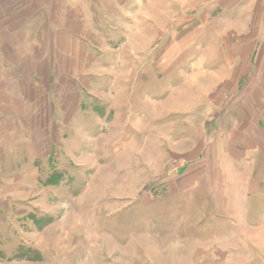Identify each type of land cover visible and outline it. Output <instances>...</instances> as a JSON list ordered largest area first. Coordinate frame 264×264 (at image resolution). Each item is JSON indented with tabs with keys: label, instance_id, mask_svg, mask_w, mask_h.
I'll use <instances>...</instances> for the list:
<instances>
[{
	"label": "crops",
	"instance_id": "1",
	"mask_svg": "<svg viewBox=\"0 0 264 264\" xmlns=\"http://www.w3.org/2000/svg\"><path fill=\"white\" fill-rule=\"evenodd\" d=\"M141 2L0 0V222L7 220L5 189L10 183L21 185L17 175L29 182L24 175L39 174L53 154L62 157L69 133L76 134L80 126L83 133L89 123L118 126L126 117L136 118L132 102L93 103L86 98L100 94L104 63L115 52L112 45ZM214 2V13L232 16H226L218 38L198 60L201 81L173 89L166 102L137 116L144 126L157 127L162 160L165 142L173 140L177 147L171 178L158 180L163 184L169 178L162 185L165 194L146 193L141 201L148 207L201 186L210 193L218 218L249 227L220 233L225 236L207 246L172 248L171 254H187V259L172 257L169 264H264V0ZM206 6L195 3L189 11L197 14ZM210 30L203 27L175 45L165 58L167 65ZM149 112L150 120H142ZM196 140L199 146L179 150ZM156 250L167 253L165 247Z\"/></svg>",
	"mask_w": 264,
	"mask_h": 264
},
{
	"label": "rangeland",
	"instance_id": "2",
	"mask_svg": "<svg viewBox=\"0 0 264 264\" xmlns=\"http://www.w3.org/2000/svg\"><path fill=\"white\" fill-rule=\"evenodd\" d=\"M154 1L143 0L132 9L120 40L112 45L113 56L104 63L100 94L86 98L93 103L132 102L136 118L126 117L118 126L104 121L85 124L83 133L78 125L76 134H68L62 157L55 153L45 159L47 166L43 170L41 165L39 174L24 175L29 182H21L23 175H17L21 185L10 183L4 191L7 220L0 222V264H169L172 257L186 262L187 254H171L170 249L202 246L225 236L220 233L249 228L218 218L210 193L201 186L143 206L146 193L165 194L162 185H168L177 165L172 158L177 147L173 140L165 142L168 158L165 153L162 160L157 127L144 126L137 116L152 104L166 102L173 89L201 81L198 60L218 38L226 16H232L214 13V0ZM200 2L208 6L203 12L189 11ZM203 27L211 29L210 34L199 38L191 50L184 48L168 66L165 58L171 49ZM150 118L149 112L142 120ZM185 144L179 150L200 145L197 140ZM168 175L166 182H158ZM163 247L167 253L157 254L156 249Z\"/></svg>",
	"mask_w": 264,
	"mask_h": 264
}]
</instances>
